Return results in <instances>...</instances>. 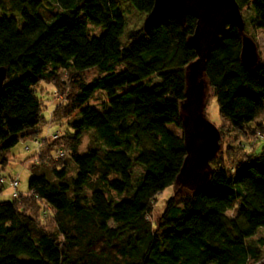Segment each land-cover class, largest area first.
I'll return each mask as SVG.
<instances>
[{
    "label": "trees",
    "instance_id": "trees-1",
    "mask_svg": "<svg viewBox=\"0 0 264 264\" xmlns=\"http://www.w3.org/2000/svg\"><path fill=\"white\" fill-rule=\"evenodd\" d=\"M129 1L147 14L155 4ZM236 1L254 13L251 29L264 30V0ZM54 2L59 11L46 19L44 0H10L24 19L20 25L0 0V68L7 69L0 88V151L23 139L42 142L29 192L0 199V264L258 261L260 251L248 241L264 227V147L256 153V132L264 124V64H243L246 23L244 33L229 26L213 47L206 81L221 117L232 133L251 141L250 151L239 141L235 150L220 153L209 183L191 192L177 182L187 157L184 137L168 125L183 130L188 68L198 58L189 43L197 19L188 15L182 25L167 18L151 30L131 32L124 45L127 22L117 0ZM90 23L104 33L91 35ZM92 69L99 75L86 82L82 74ZM64 72L72 75L75 93L55 107L50 123L63 125L75 113L77 119L68 122L71 134L41 139L47 122L38 87L52 84L60 91ZM97 92L108 98L102 110L89 105ZM91 131V144L81 151ZM58 150L66 155L57 160ZM173 186L155 226L149 219L154 201ZM4 188L0 184V196Z\"/></svg>",
    "mask_w": 264,
    "mask_h": 264
},
{
    "label": "water",
    "instance_id": "water-1",
    "mask_svg": "<svg viewBox=\"0 0 264 264\" xmlns=\"http://www.w3.org/2000/svg\"><path fill=\"white\" fill-rule=\"evenodd\" d=\"M188 15L197 19L189 43L198 58L188 68L186 100L181 106L187 157L177 182L180 190L196 192L209 183L211 163L221 150V132L204 114L207 60L229 26H236L244 33L245 20L236 0H155L144 29L151 30L167 18H174L185 25ZM241 58L249 69L258 66L256 42L247 35L243 38ZM6 78L7 69L2 67L0 88Z\"/></svg>",
    "mask_w": 264,
    "mask_h": 264
},
{
    "label": "rangeland",
    "instance_id": "rangeland-1",
    "mask_svg": "<svg viewBox=\"0 0 264 264\" xmlns=\"http://www.w3.org/2000/svg\"><path fill=\"white\" fill-rule=\"evenodd\" d=\"M121 10L123 11L124 17L127 22V26L125 29V35L122 38V42L125 45L128 41L129 35L133 31H137L144 28L145 21L148 17L147 13L139 12L129 0H117ZM3 5L6 7L5 14L14 17L18 20L20 25L24 24V19L19 13H14L12 11V6L10 0H2ZM59 11V8L56 6L54 0H44L43 7L40 8V13L46 18L51 19L53 15ZM245 23L248 28L249 37L253 38L256 42L259 54V62L258 64H264V30H252L251 29V19L254 13L248 8L242 11ZM84 17V15H83ZM89 29L91 35L101 36L104 33V29L99 27H94L91 23L89 24ZM83 78L86 82L91 81L94 77L99 75L98 71L95 69L86 71L82 74ZM62 84L63 87L58 91L56 87L52 84L43 83L38 87L39 96L42 98V103L44 104L43 109V117L46 119L47 124L41 127L40 138L43 139L47 136L48 132L55 133L60 130V132L64 134H71L69 121L77 119L76 113L73 114L69 120L65 121L63 125L52 122L50 124V113L54 111L55 107H61L67 104V98L71 97L75 93V89L73 88V80L72 75L69 72L62 73ZM154 82L157 81L156 78L153 79ZM107 95L104 92H97L93 99L89 102L91 107L102 110V104L107 101ZM204 111L206 118L213 123L221 132V150L219 151L216 158L211 163L210 171L217 167L218 158L220 153L226 152V150L231 146L232 149L235 150L239 146V141L245 142L243 144V148L247 151H250L251 141L247 139H240L239 135L236 133H232V129L228 122H226L220 115L219 106L217 103V99L212 95L211 89L207 86L204 98ZM54 115V114H53ZM53 120V117H52ZM264 123V122H263ZM50 124V125H49ZM169 129L179 135H183V130L178 128L177 126L170 124L168 125ZM264 128V124L261 127ZM94 132H88L84 136L83 145L81 147V151H86L91 144V140L93 139ZM242 145V144H241ZM29 146L31 148L30 151L26 149ZM36 145L34 140L23 139L20 140L19 143L11 148L9 152L2 153L0 151V176H4L7 178V182L5 183V188L3 193L0 196V199L3 201H12V192L13 189L10 185V177L19 176L20 180V188L18 189L20 193L27 194L29 192V182L33 177V172L31 170V166L35 163V152ZM264 142H260L258 144L257 154L263 151ZM6 158L7 163H3L2 159ZM135 172L137 175L142 173V169L139 166H136ZM177 186H173L160 193L155 201V207L150 215L149 219L156 226V223L163 213L167 200L176 192ZM237 214L236 209L228 212L229 217H235ZM114 226V223H111ZM48 229L52 227L47 223ZM249 244L256 246L260 251V259L255 261L251 259L248 264H264V227H261L258 230V233L253 238L249 239Z\"/></svg>",
    "mask_w": 264,
    "mask_h": 264
},
{
    "label": "built area",
    "instance_id": "built-area-1",
    "mask_svg": "<svg viewBox=\"0 0 264 264\" xmlns=\"http://www.w3.org/2000/svg\"><path fill=\"white\" fill-rule=\"evenodd\" d=\"M53 113H54V111H52L50 113V119H52ZM60 135H61L60 130L58 132H55V133L48 132V134L45 137V139H47V140H56ZM256 141H260V142L264 141V134L261 131H257L256 132ZM34 143L36 145V147H35L36 148V152L35 153H39L41 151L42 142H41L40 139H36V140H34ZM241 146L244 147L243 144ZM26 149L28 151L31 150V148L29 146H27ZM65 155H66V153L64 151H62V150H58V151H56L54 153V157L57 160L62 158V157H64ZM6 182H7V178L4 177V176H0V184L5 185ZM10 185H11V187L13 189V192H12L13 199H18L19 196H20V192L18 191L19 186H20L19 176L10 177Z\"/></svg>",
    "mask_w": 264,
    "mask_h": 264
},
{
    "label": "crops",
    "instance_id": "crops-1",
    "mask_svg": "<svg viewBox=\"0 0 264 264\" xmlns=\"http://www.w3.org/2000/svg\"><path fill=\"white\" fill-rule=\"evenodd\" d=\"M19 188H20V186H19Z\"/></svg>",
    "mask_w": 264,
    "mask_h": 264
}]
</instances>
